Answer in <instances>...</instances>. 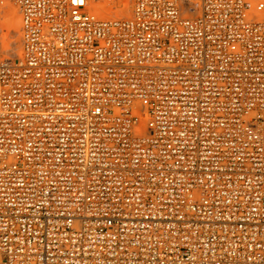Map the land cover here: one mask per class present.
Returning a JSON list of instances; mask_svg holds the SVG:
<instances>
[{"label": "built area", "instance_id": "1", "mask_svg": "<svg viewBox=\"0 0 264 264\" xmlns=\"http://www.w3.org/2000/svg\"><path fill=\"white\" fill-rule=\"evenodd\" d=\"M0 264H264V0H0Z\"/></svg>", "mask_w": 264, "mask_h": 264}]
</instances>
